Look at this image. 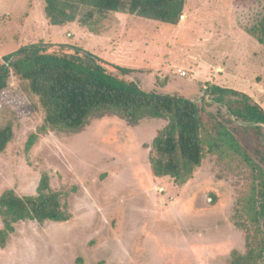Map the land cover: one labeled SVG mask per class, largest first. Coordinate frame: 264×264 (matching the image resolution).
Listing matches in <instances>:
<instances>
[{"label": "rangeland", "instance_id": "obj_1", "mask_svg": "<svg viewBox=\"0 0 264 264\" xmlns=\"http://www.w3.org/2000/svg\"><path fill=\"white\" fill-rule=\"evenodd\" d=\"M263 7L264 0H187L178 26L111 13L91 29L52 26L44 0H0V63L23 46L44 44L50 53H91L110 74L149 92L202 102L210 83L246 93L264 109V47L248 33ZM116 66L134 71L125 75ZM205 103L228 118L211 98ZM7 123L14 138L0 154V196H35L47 174L71 218L20 222L0 249V264H230L232 252L247 253L235 225L243 179L211 157L186 185L153 177L151 145L166 121L131 125L102 116L78 133H43L39 99L11 75L0 93V124ZM32 134L38 139L27 151ZM237 136L260 162L264 131Z\"/></svg>", "mask_w": 264, "mask_h": 264}, {"label": "trees", "instance_id": "obj_2", "mask_svg": "<svg viewBox=\"0 0 264 264\" xmlns=\"http://www.w3.org/2000/svg\"><path fill=\"white\" fill-rule=\"evenodd\" d=\"M44 15L52 26L78 22L91 28L98 20L118 13L178 26L185 15L187 0H44ZM264 9V7H263ZM248 33L264 47V14ZM123 74L134 70L116 66ZM11 75L28 84L45 112L41 132L78 133L95 117L114 116L136 125L145 119L166 121L154 138L150 164L154 178H171L186 185L207 158H215L223 172L246 183L239 199L236 227L243 231L247 253L234 251L230 264H263L264 257V154L260 162L240 143L243 129L264 131V109L246 93L206 83L202 102L146 91L140 82L110 74L102 60L91 54L50 53L44 44L21 47L0 63V93L7 89ZM205 97L224 108L228 118L208 109ZM239 123L240 126H236ZM14 138L11 123L0 124V154ZM38 139L32 134L30 151ZM71 216L54 193L44 174L35 196L20 197L13 190L0 196V249H6L16 226L32 221L66 223Z\"/></svg>", "mask_w": 264, "mask_h": 264}, {"label": "crops", "instance_id": "obj_3", "mask_svg": "<svg viewBox=\"0 0 264 264\" xmlns=\"http://www.w3.org/2000/svg\"><path fill=\"white\" fill-rule=\"evenodd\" d=\"M184 18H185V19L187 18V6H186V9H185V15L183 16V18H182V22H181L179 25H181L183 22H185V21H184Z\"/></svg>", "mask_w": 264, "mask_h": 264}, {"label": "built area", "instance_id": "obj_4", "mask_svg": "<svg viewBox=\"0 0 264 264\" xmlns=\"http://www.w3.org/2000/svg\"><path fill=\"white\" fill-rule=\"evenodd\" d=\"M179 73L182 75V76H186L185 73H182V71H179Z\"/></svg>", "mask_w": 264, "mask_h": 264}]
</instances>
